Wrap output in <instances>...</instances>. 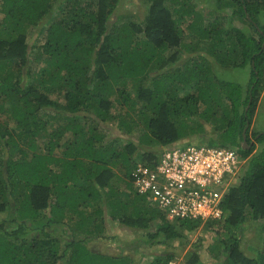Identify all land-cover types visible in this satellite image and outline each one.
Here are the masks:
<instances>
[{
    "label": "trees",
    "instance_id": "16d2710c",
    "mask_svg": "<svg viewBox=\"0 0 264 264\" xmlns=\"http://www.w3.org/2000/svg\"><path fill=\"white\" fill-rule=\"evenodd\" d=\"M119 1L0 0V264H135L129 241L117 254L87 241L120 223L142 230L140 242L166 243L208 221L222 264H264L263 240L260 257L239 247L245 221L264 219V130L250 132L264 85V0H146L141 19L111 21ZM35 24L38 44L27 40ZM32 56L42 63L34 74ZM216 65L246 68V85ZM50 105L51 121L40 114ZM207 122L212 135L195 142L235 148L245 169L220 219H169L133 188L131 171ZM174 259L168 250L148 264ZM197 261L193 252L184 264Z\"/></svg>",
    "mask_w": 264,
    "mask_h": 264
},
{
    "label": "built area",
    "instance_id": "2783aa9c",
    "mask_svg": "<svg viewBox=\"0 0 264 264\" xmlns=\"http://www.w3.org/2000/svg\"><path fill=\"white\" fill-rule=\"evenodd\" d=\"M246 161L233 147L180 142L165 146L154 164L139 162L131 171L133 188L169 219H219L223 195Z\"/></svg>",
    "mask_w": 264,
    "mask_h": 264
},
{
    "label": "rangeland",
    "instance_id": "374dc122",
    "mask_svg": "<svg viewBox=\"0 0 264 264\" xmlns=\"http://www.w3.org/2000/svg\"><path fill=\"white\" fill-rule=\"evenodd\" d=\"M146 0H120L117 4L114 12L111 15V21L115 19L116 15L119 14L122 17H130L134 20H139L143 17L144 12L146 10ZM233 24L241 27L245 30L248 29V24L246 22H239L235 20ZM38 25H32L27 30V40L29 43H39L43 40L37 33ZM41 38V39H40ZM185 40H192L190 37H186ZM186 57L185 54L181 55V58L178 60L181 62ZM30 63L32 66L33 74L36 73L39 66L42 64L36 57H31ZM215 70L220 74L225 75L226 77L233 78L238 80L243 86L246 85L248 71L246 68L240 67H224L220 65H216ZM26 76H23V80L26 81ZM52 97L57 102H61L60 97L52 94ZM58 107L54 105H50L44 110L41 111V116L45 119L51 121L56 119L54 115L56 111H58ZM59 120V119H58ZM49 127V125H48ZM264 130V85L260 91V98L257 103L256 111L253 116L250 132ZM213 130L211 127V123H205V132L203 134H193L191 138L192 141H198L202 139H207L210 135H212ZM45 137V135H44ZM43 136L38 138V142H41L44 139ZM148 138L139 137L138 141L143 145H153L156 144V141L145 142ZM263 143L258 142L257 147H261ZM141 151L137 150L136 154ZM209 222V221H208ZM206 222V224H208ZM206 224H200L194 231L186 232L183 229V236L172 238L166 241V243H159L157 240L143 243L140 242L139 238H146L145 233L142 230L135 229L133 227H129L120 223H109L108 224V235L114 234V236H107L104 238H96L90 239L87 241V244L90 248L97 251L106 252L109 254H117L118 252L124 251L122 247L129 248L134 252L135 264H148L150 259L154 254H158L164 251H174L175 259L171 261V264H184L188 258H190L193 252L198 254V261L194 264H222L223 254L218 253L217 250L210 252L209 247L212 243V238L214 237V232L211 227ZM264 224V219H251L248 218L245 223L242 225L240 231V242L239 247L241 250L247 252L250 257H260L261 246L259 245V241H264V229L261 225ZM215 226V225H214ZM262 230V231H261ZM261 231L260 238L257 237V232ZM238 232V233H239ZM187 234V235H185ZM256 239L258 241H256ZM129 241L130 246H124L123 243ZM262 241V243H263ZM256 245V247H253ZM128 245V242L126 243ZM122 249V250H121ZM63 264V263H60ZM251 264H255L254 262Z\"/></svg>",
    "mask_w": 264,
    "mask_h": 264
},
{
    "label": "water",
    "instance_id": "95a60500",
    "mask_svg": "<svg viewBox=\"0 0 264 264\" xmlns=\"http://www.w3.org/2000/svg\"><path fill=\"white\" fill-rule=\"evenodd\" d=\"M248 126V123L246 124V127ZM246 127L243 129V139H242V143L247 146V139H246V136H245V129Z\"/></svg>",
    "mask_w": 264,
    "mask_h": 264
},
{
    "label": "clouds",
    "instance_id": "9594fccd",
    "mask_svg": "<svg viewBox=\"0 0 264 264\" xmlns=\"http://www.w3.org/2000/svg\"><path fill=\"white\" fill-rule=\"evenodd\" d=\"M220 219V218H219Z\"/></svg>",
    "mask_w": 264,
    "mask_h": 264
}]
</instances>
